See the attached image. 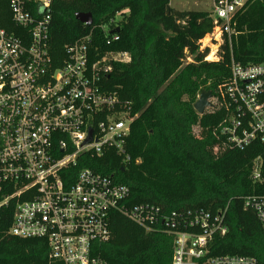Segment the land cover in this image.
Instances as JSON below:
<instances>
[{
    "label": "built area",
    "instance_id": "1",
    "mask_svg": "<svg viewBox=\"0 0 264 264\" xmlns=\"http://www.w3.org/2000/svg\"><path fill=\"white\" fill-rule=\"evenodd\" d=\"M212 1L213 29L199 41V51L208 50L206 62L212 55L219 61L225 42L232 47L236 16L250 0ZM9 8L15 31L0 27V207L15 204L10 234L45 240L50 258L63 264H98L93 246L110 240V215L118 212L147 232L160 228L173 235L172 264H263L248 256L208 257L214 236L227 233L226 211L165 214L155 205L131 206L127 186L80 167L110 152L129 159L126 142L138 114L108 93L104 80L114 63L128 64L131 57L99 54L91 33L65 45L56 65L51 0H9ZM117 28H101L107 43L119 40ZM193 60L188 56L186 63ZM230 71L208 108L224 112L218 129L225 139L214 146L215 154L264 145V64L232 59ZM261 168L257 158L254 182L261 181ZM69 169L78 172L73 177ZM244 207L264 229V196L247 197Z\"/></svg>",
    "mask_w": 264,
    "mask_h": 264
},
{
    "label": "trees",
    "instance_id": "2",
    "mask_svg": "<svg viewBox=\"0 0 264 264\" xmlns=\"http://www.w3.org/2000/svg\"><path fill=\"white\" fill-rule=\"evenodd\" d=\"M80 13L91 14L92 25L77 21ZM50 15L56 65L64 59L65 45L91 33L99 54L127 52L131 57L128 64L114 63L104 80L107 92L138 114L126 142L129 159L110 152L89 157L80 167L127 186L131 206L155 205L165 214L226 211L227 233L214 236L208 257L248 256L264 264V229L244 207L247 197L264 196V145L215 154L214 146L225 139L218 129L224 112L201 116L194 109L202 90L215 97L229 80L232 59L243 66L264 64V0H250L237 14L232 47L225 42L219 61L210 62L204 61L208 50L201 53L199 41L212 32V16L177 11L170 0H51ZM117 15L121 19L114 24ZM104 26L118 27L119 40L107 43ZM0 27L15 31L9 0H0ZM188 56L193 63H186ZM257 158L262 177L254 182ZM76 172L66 173L74 177ZM14 211V203L0 207V264H63L50 258L45 240L10 234ZM109 229L110 240L93 246L98 264H172L173 235L160 228L147 232L118 212L110 215Z\"/></svg>",
    "mask_w": 264,
    "mask_h": 264
},
{
    "label": "rangeland",
    "instance_id": "3",
    "mask_svg": "<svg viewBox=\"0 0 264 264\" xmlns=\"http://www.w3.org/2000/svg\"><path fill=\"white\" fill-rule=\"evenodd\" d=\"M170 6L177 11H195V12H204L212 15L213 12V1L212 0H170ZM121 19L119 15L115 16L114 21L118 23ZM207 40H205L206 42ZM199 98V96H198ZM210 102L213 104L214 101L212 98ZM208 113L206 109L205 114ZM194 133L199 134V128H194Z\"/></svg>",
    "mask_w": 264,
    "mask_h": 264
},
{
    "label": "water",
    "instance_id": "4",
    "mask_svg": "<svg viewBox=\"0 0 264 264\" xmlns=\"http://www.w3.org/2000/svg\"><path fill=\"white\" fill-rule=\"evenodd\" d=\"M76 20L85 24V25H92L93 23V18L91 14H77L75 16ZM119 29H117L116 31H113V33H118ZM212 93L210 91H205L202 90L199 98L197 100V102L194 104V109L195 111L199 114V115H204L206 109L208 108H212V103L209 101L212 98Z\"/></svg>",
    "mask_w": 264,
    "mask_h": 264
},
{
    "label": "bare ground",
    "instance_id": "5",
    "mask_svg": "<svg viewBox=\"0 0 264 264\" xmlns=\"http://www.w3.org/2000/svg\"><path fill=\"white\" fill-rule=\"evenodd\" d=\"M213 61V55L209 57V62Z\"/></svg>",
    "mask_w": 264,
    "mask_h": 264
}]
</instances>
